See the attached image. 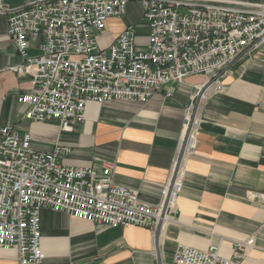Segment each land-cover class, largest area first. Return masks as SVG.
<instances>
[{"label":"built area","instance_id":"built-area-1","mask_svg":"<svg viewBox=\"0 0 264 264\" xmlns=\"http://www.w3.org/2000/svg\"><path fill=\"white\" fill-rule=\"evenodd\" d=\"M139 1L149 30L142 47L131 26L106 46L98 40L108 18L125 14L128 0H31L17 7L0 0L6 34L20 58L9 69L30 77L32 85L17 97L25 105V120L53 121L71 131L85 120L89 102L145 103L190 76L217 74L245 49L264 48V0ZM31 40L38 41L37 55L28 53ZM209 88L219 92L223 84L208 79L198 87L200 96ZM70 152L59 143L38 150L29 132L0 123V248H15L19 264H44L42 209L109 228L153 231L175 211L182 184L177 159L161 203L150 204L114 182V162L66 165L62 158ZM253 243L252 237L235 240L231 256L214 244L200 249L179 243L172 262L243 264Z\"/></svg>","mask_w":264,"mask_h":264},{"label":"crops","instance_id":"crops-1","mask_svg":"<svg viewBox=\"0 0 264 264\" xmlns=\"http://www.w3.org/2000/svg\"><path fill=\"white\" fill-rule=\"evenodd\" d=\"M4 1L17 7L31 0ZM127 26L144 46L149 30L139 0H128L122 17L108 18L99 43L110 44ZM37 45V40L30 41L29 55L38 54ZM19 62L6 34V17L0 14V123L29 132L34 148L68 146L71 152L62 158L66 165L112 161L114 182L150 204L161 203L176 159L182 178L175 211L155 231L109 228L42 209L44 264H173L179 243L200 249L214 244L222 255L231 256L233 242L249 237L254 243L243 264H264V48L245 49L217 74L190 76L145 103L89 102L85 120L71 131L60 130L53 121L24 119L25 105L17 97L32 85L30 77L9 69ZM214 78L223 89L209 88L200 96L198 87ZM0 264H19L17 250L0 248Z\"/></svg>","mask_w":264,"mask_h":264},{"label":"bare ground","instance_id":"bare-ground-1","mask_svg":"<svg viewBox=\"0 0 264 264\" xmlns=\"http://www.w3.org/2000/svg\"><path fill=\"white\" fill-rule=\"evenodd\" d=\"M189 130H190V125L187 126V129H186V132H185V135H184L185 144H186V140H187V136H188ZM184 147H185V145H184Z\"/></svg>","mask_w":264,"mask_h":264},{"label":"water","instance_id":"water-1","mask_svg":"<svg viewBox=\"0 0 264 264\" xmlns=\"http://www.w3.org/2000/svg\"><path fill=\"white\" fill-rule=\"evenodd\" d=\"M200 94H201V93H200ZM184 140H185V139H184ZM184 145H185V141H183V144H182V146H181V152H182L183 149H184ZM160 224H161V223H159V225H158L159 227H160ZM157 228H158V227H157Z\"/></svg>","mask_w":264,"mask_h":264},{"label":"rangeland","instance_id":"rangeland-1","mask_svg":"<svg viewBox=\"0 0 264 264\" xmlns=\"http://www.w3.org/2000/svg\"><path fill=\"white\" fill-rule=\"evenodd\" d=\"M207 86H208V84H206V85L204 86V88H207ZM204 88H203V89H204Z\"/></svg>","mask_w":264,"mask_h":264}]
</instances>
